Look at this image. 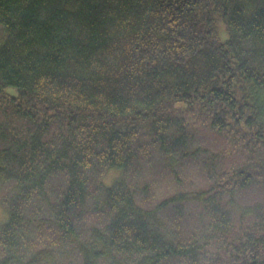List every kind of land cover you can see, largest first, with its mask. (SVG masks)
Returning a JSON list of instances; mask_svg holds the SVG:
<instances>
[{"label":"trees","instance_id":"16d2710c","mask_svg":"<svg viewBox=\"0 0 264 264\" xmlns=\"http://www.w3.org/2000/svg\"><path fill=\"white\" fill-rule=\"evenodd\" d=\"M0 204V264H264V0H0Z\"/></svg>","mask_w":264,"mask_h":264},{"label":"rangeland","instance_id":"374dc122","mask_svg":"<svg viewBox=\"0 0 264 264\" xmlns=\"http://www.w3.org/2000/svg\"><path fill=\"white\" fill-rule=\"evenodd\" d=\"M218 24L221 25L220 22H218ZM226 37V33L222 32V38ZM118 175V171H114V170H109L106 174H105V182L108 184L112 181L113 178H115V176ZM0 219L4 218V214H3V210H2V206L0 204ZM4 219L0 220V225L3 223Z\"/></svg>","mask_w":264,"mask_h":264}]
</instances>
